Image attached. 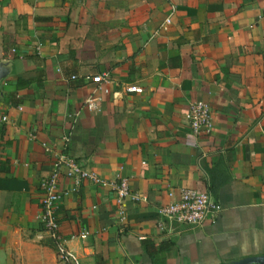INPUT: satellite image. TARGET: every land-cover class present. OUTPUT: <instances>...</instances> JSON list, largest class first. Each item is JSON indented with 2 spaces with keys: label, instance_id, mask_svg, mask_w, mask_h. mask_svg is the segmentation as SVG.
<instances>
[{
  "label": "crops",
  "instance_id": "1",
  "mask_svg": "<svg viewBox=\"0 0 264 264\" xmlns=\"http://www.w3.org/2000/svg\"><path fill=\"white\" fill-rule=\"evenodd\" d=\"M102 72L108 92L86 109ZM193 100L209 104L207 134L189 128ZM60 153L138 197L121 217L113 190L61 178L58 231L80 264L264 255V0H0V264H58L34 233ZM183 187L208 190L211 221L157 216Z\"/></svg>",
  "mask_w": 264,
  "mask_h": 264
},
{
  "label": "built area",
  "instance_id": "2",
  "mask_svg": "<svg viewBox=\"0 0 264 264\" xmlns=\"http://www.w3.org/2000/svg\"><path fill=\"white\" fill-rule=\"evenodd\" d=\"M92 87L84 100V107L91 109L95 102L99 100L101 93H107L104 84L110 82L109 73L102 72L88 78ZM126 91L141 93L142 89L136 85H127ZM188 124L193 135L199 136L207 134L212 128V118L209 104L202 100H193L188 103ZM5 117H2L4 120ZM67 178L76 184L84 180L99 186H106L115 193V199L119 204V214L123 216L121 207L122 200L129 197L137 200L138 197L128 186L125 178L102 179L94 172L84 171L83 168L73 158L67 154L56 155L51 163V168L39 179L38 189L40 193V207L37 219L40 227L34 233L36 240L47 238L52 243L55 260L58 264H80L76 253L65 244V240L60 236L59 223L55 213L56 204L62 195L59 190L61 178ZM168 202L156 207L158 217L168 224H181L190 228L200 227L206 220L211 221L219 211L218 204L211 198L207 189L198 190L192 187H183L176 191L169 190ZM159 228L162 227L160 223ZM86 232H80L79 238H85Z\"/></svg>",
  "mask_w": 264,
  "mask_h": 264
},
{
  "label": "water",
  "instance_id": "3",
  "mask_svg": "<svg viewBox=\"0 0 264 264\" xmlns=\"http://www.w3.org/2000/svg\"><path fill=\"white\" fill-rule=\"evenodd\" d=\"M227 264H264V255L247 256Z\"/></svg>",
  "mask_w": 264,
  "mask_h": 264
}]
</instances>
